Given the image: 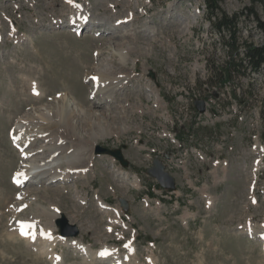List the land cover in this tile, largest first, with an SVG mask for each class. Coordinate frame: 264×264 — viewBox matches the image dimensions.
<instances>
[{
	"label": "rangeland",
	"instance_id": "374dc122",
	"mask_svg": "<svg viewBox=\"0 0 264 264\" xmlns=\"http://www.w3.org/2000/svg\"><path fill=\"white\" fill-rule=\"evenodd\" d=\"M75 1L89 10L90 22L80 35L70 31L76 9L70 0H0V264H55L25 240L9 238L17 219L35 217L42 229L54 209L78 226L75 240L93 251L113 248L119 260L128 258L125 264H264L259 242L244 233L264 223V153L258 148L264 151V65L246 75L233 72L222 85L216 73L228 59L223 42L228 35L207 19L205 0ZM218 5L224 15L236 16L239 46L263 42L261 0ZM129 12L134 20L126 28L115 25ZM119 52L127 56L124 65ZM104 67L129 76L121 89L108 90L110 97L106 88H92L90 74ZM32 82L39 97L31 94ZM62 94L72 104L69 131L44 133L51 137L57 131L72 142L69 154L81 147L88 157L91 150L92 157L77 164L87 168L85 174L14 187L10 177L22 161L9 132L25 117L37 120ZM195 101H205V114L196 111ZM23 130L20 137L23 132L24 139L35 137ZM49 137L30 149H43L45 157ZM96 145L121 149L128 167L95 154ZM155 158L174 176V192L153 188L156 181L146 170ZM97 201L118 209L119 218ZM18 203L25 207L14 213ZM49 228L58 234L54 224ZM129 240L130 256L122 248ZM65 246L53 245L60 264L109 263L89 261Z\"/></svg>",
	"mask_w": 264,
	"mask_h": 264
},
{
	"label": "bare ground",
	"instance_id": "6f19581e",
	"mask_svg": "<svg viewBox=\"0 0 264 264\" xmlns=\"http://www.w3.org/2000/svg\"><path fill=\"white\" fill-rule=\"evenodd\" d=\"M70 3L75 4V0H70ZM83 9L84 10L82 12L78 11L77 9L72 10V14L70 15V18L68 20V22L73 23V27H76V29L82 26H86L89 22L88 21L89 18L87 15L89 10L85 6H83ZM133 16L134 14L132 15V13L129 12L125 17H122L121 19H117L118 23L120 25H124L123 27H125L126 24H129L134 20ZM86 18L87 20H84ZM124 19H127V20H124ZM123 27L120 26V28H123ZM113 30L110 32L111 34H113ZM121 35L123 34H120V36ZM121 50L122 49H120L119 51ZM126 52H128V49H125V53ZM125 53L123 52L118 53V56L120 58V62L122 65L126 63L125 60L127 56L123 55ZM90 75H92L90 77H92L93 83L97 84V89H105V88L107 89L106 90L107 92L104 93V95L108 97H110V93L108 94V90L116 91L115 89H119V86L121 89L123 85L122 82L124 83V81L128 80V77H129L126 75H118V76L116 74L112 75L110 71L109 72L107 71V67H104V69L100 70V74L94 73ZM33 82L32 84H30L31 94L32 95L36 94V97H39L41 95V92H39L38 87ZM154 104L156 105L157 102H154ZM52 105H54L53 108H48V109L44 108L41 111H39L37 120H33V118L25 117L21 119L20 121H18L17 123H15L14 125L13 130L16 131V133H19V135H20V132H22V130L24 129L26 131H29V133L31 132L30 134L32 136H35L34 138H32L29 136L30 134L28 133L29 134L28 136L30 138L24 139L22 137V136L25 137V135H23L24 132L22 133V136H21L22 138H20V136L17 134L18 138H17L16 144L21 146V149L23 150L21 157H22L24 164L23 163L20 164L19 168L15 171V173L16 175L20 176V179L23 180L22 186H25L26 184L32 185V183L40 184L41 183L40 180L44 178H47L46 183L48 182L54 183L58 181H61V182L70 181V179L71 178L73 179V177L75 176L74 174L76 175L85 174V171L87 170V168L85 170L83 169L84 166H77V164L82 162L83 159L85 158L90 159L92 157L91 150L89 151L90 153H88V157H87L86 156L87 148H81V147L73 149L71 151V154H69L70 151L69 150L67 151L66 146L72 142L67 141L66 138L60 137L58 134L60 133V130L63 133L64 131L68 132L69 130L67 129L70 128L69 125L71 123L66 120H70V117H72L73 110H72V106H71L72 104H71L68 94H62V97L60 98V100L56 102L54 101ZM52 110L54 111L52 112V116L50 117L49 111H52ZM44 111L46 112L44 113ZM42 118H45L47 121L46 120L41 121ZM37 127H39L40 132L34 129ZM32 129H34L36 132L32 133V131H30ZM46 129H50V130L56 129L58 133L56 131L54 135L49 137L47 136L48 134L44 133ZM47 137H49L48 138V142H49L48 148L50 150L48 155H46L45 157L40 156V154H42L43 152V149H40V150L30 149L31 148L30 145L32 143L34 144L35 142L40 141V139L42 140V138H47ZM62 161L65 162L66 164L61 163ZM63 164H64V167H62ZM75 177H78V176H75ZM26 179H29V180L31 179L32 182L27 183L28 181ZM18 204L19 205H16L15 207L14 213H18L20 210H22L25 207L23 203L21 204L18 203ZM97 205L99 206L100 209L106 208V206L103 205V202L97 201ZM45 212L46 211H44V213ZM58 216H59L58 211H53L52 213L50 212V217L49 218L46 217L47 220L44 224V227L41 229L40 234H42V236L40 238L39 237L36 238L35 231H37V225H40L41 221H39L35 217H34L35 219L34 218L18 219V221L29 222L31 224V227L26 234L21 235V236H19L16 233L13 227H10L9 228V236H10L9 238L11 239V238L17 237L21 240H25L30 247H33V250L35 252H37L39 255L42 254L43 256L49 257L55 264H60L62 262V258L53 252V245L59 242L64 244V246H65V243L67 242V245L69 248L67 246L65 247L68 250L82 254L89 261H93V260L97 262L109 261L108 264H125L123 260L118 259V255L116 251L111 252L110 255H107L106 260H103L99 256L101 249L93 251L90 247L83 244L79 240L68 241L67 239L60 238V236L58 235L53 236L50 233L49 226H52V224H54V221L59 219ZM260 228L261 230L258 231V230H255L253 227H248L247 229H245V233L253 237L255 236L264 237V224L261 225ZM30 242H32L33 244H31ZM105 249H106V253L108 254V251L110 249H107V248ZM129 254H131V250H129Z\"/></svg>",
	"mask_w": 264,
	"mask_h": 264
},
{
	"label": "trees",
	"instance_id": "16d2710c",
	"mask_svg": "<svg viewBox=\"0 0 264 264\" xmlns=\"http://www.w3.org/2000/svg\"><path fill=\"white\" fill-rule=\"evenodd\" d=\"M218 3L219 0H205L207 19L213 24L220 35H228L227 40L223 39L228 49V59L225 62L224 68L216 73V75L222 79L221 83L224 85L225 82H229L233 79V72H236V75H246L247 69L252 72L260 70L261 66L264 65V40L258 46L249 45L247 43H243L239 46L237 44L235 32L236 16L228 17L224 15L220 11ZM258 26L264 31V22H258ZM239 49L244 50L241 57L239 55ZM262 108H264V97L262 100ZM150 193L152 192L150 191Z\"/></svg>",
	"mask_w": 264,
	"mask_h": 264
},
{
	"label": "water",
	"instance_id": "95a60500",
	"mask_svg": "<svg viewBox=\"0 0 264 264\" xmlns=\"http://www.w3.org/2000/svg\"><path fill=\"white\" fill-rule=\"evenodd\" d=\"M264 5V0H261ZM195 108L199 113H203L205 110L204 101H196L194 103ZM96 154H106L114 158L122 167H127L128 162L124 159L122 150L120 149H106L102 146L97 145L95 147ZM165 159H168V156H164ZM146 173L154 178L159 186L166 191H174L175 190V180L172 175H170L166 170L160 159H154L152 162V167L147 169ZM120 206L124 211L128 209V205L126 201L122 198L118 199ZM55 225L59 230V234L65 237H75L78 235L79 230L75 224H70L66 217L61 214L60 218L55 221Z\"/></svg>",
	"mask_w": 264,
	"mask_h": 264
}]
</instances>
